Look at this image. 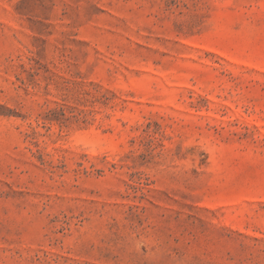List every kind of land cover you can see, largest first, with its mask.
I'll list each match as a JSON object with an SVG mask.
<instances>
[{"label":"rangeland","instance_id":"1","mask_svg":"<svg viewBox=\"0 0 264 264\" xmlns=\"http://www.w3.org/2000/svg\"><path fill=\"white\" fill-rule=\"evenodd\" d=\"M0 264H264V0H0Z\"/></svg>","mask_w":264,"mask_h":264}]
</instances>
